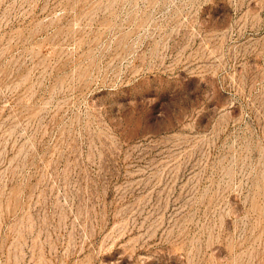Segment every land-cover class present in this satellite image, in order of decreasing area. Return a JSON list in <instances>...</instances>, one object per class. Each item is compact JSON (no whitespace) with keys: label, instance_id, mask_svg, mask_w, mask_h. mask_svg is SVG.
Returning <instances> with one entry per match:
<instances>
[{"label":"rangeland","instance_id":"374dc122","mask_svg":"<svg viewBox=\"0 0 264 264\" xmlns=\"http://www.w3.org/2000/svg\"><path fill=\"white\" fill-rule=\"evenodd\" d=\"M0 264H264V0H0Z\"/></svg>","mask_w":264,"mask_h":264}]
</instances>
